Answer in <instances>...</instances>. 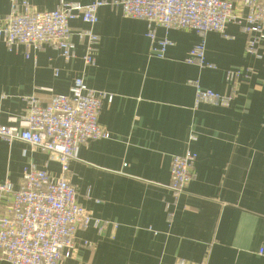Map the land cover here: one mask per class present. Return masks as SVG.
<instances>
[{
  "label": "crops",
  "instance_id": "0c3cea01",
  "mask_svg": "<svg viewBox=\"0 0 264 264\" xmlns=\"http://www.w3.org/2000/svg\"><path fill=\"white\" fill-rule=\"evenodd\" d=\"M28 1L39 12L60 4ZM10 10V0H0V24ZM98 16L95 66L84 64L86 44L75 36L87 28L81 21L71 25L76 57L68 61L48 45L10 51L0 37L3 125L24 130L26 98L47 105L68 95L79 77L113 96L99 116L111 138L81 145L67 176L79 204L117 227L79 228L73 255L62 264H264V42L261 57L251 56L247 35L228 25L227 37L206 35V61L215 68H202L186 63L201 41L195 31H166L125 18L119 8L103 7ZM150 31L169 40L164 58L153 54ZM229 71L240 74L230 80ZM194 82L233 95L232 104L197 105ZM187 151L197 154L195 177L176 201L168 188L172 157ZM31 166L62 176L56 155L0 139V184L18 189ZM10 201L0 193V212Z\"/></svg>",
  "mask_w": 264,
  "mask_h": 264
},
{
  "label": "built area",
  "instance_id": "2783aa9c",
  "mask_svg": "<svg viewBox=\"0 0 264 264\" xmlns=\"http://www.w3.org/2000/svg\"><path fill=\"white\" fill-rule=\"evenodd\" d=\"M11 10L0 24V37L10 51L19 46L42 50L51 46L61 52L65 60L76 57L72 23L81 21L85 30L75 34L86 44L84 64L95 66L100 36L95 31L98 12L103 7L119 8L125 18L144 20L164 28L190 29L201 41L190 51L186 63L202 68H215L206 61L207 34L216 32L225 37L228 25H237L247 35L246 51L261 57L264 42V0H96L90 5L60 0L54 11H35L28 0H10ZM155 56L164 58L168 39L157 40L148 33ZM240 71H229L233 80ZM196 104L205 103L229 107L233 95H222L206 89L199 82L192 83ZM113 96L88 88L82 77L75 79L68 95L54 96L47 105L37 98H26L27 128L19 130L1 123L0 139L8 143L21 141L56 155L62 176L56 177L34 166L26 169L18 189L10 182L0 184V193L11 197L4 212H0V259L9 264H62L70 259L75 249L79 228L95 227L104 231L116 224L92 215L78 202V192L67 174L72 160L78 158L81 145L96 140L110 139V133L99 123L104 101ZM196 137L192 136L191 140ZM197 154L187 151L172 157L170 184L178 201L195 177ZM179 264H186L180 261Z\"/></svg>",
  "mask_w": 264,
  "mask_h": 264
}]
</instances>
